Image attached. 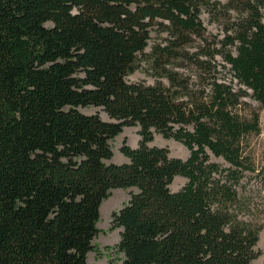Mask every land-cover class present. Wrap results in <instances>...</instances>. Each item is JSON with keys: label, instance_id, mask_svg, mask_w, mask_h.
Here are the masks:
<instances>
[{"label": "trees", "instance_id": "1", "mask_svg": "<svg viewBox=\"0 0 264 264\" xmlns=\"http://www.w3.org/2000/svg\"><path fill=\"white\" fill-rule=\"evenodd\" d=\"M153 26L166 36L145 52ZM216 54L264 105V0H0V264H89L115 188L136 190L111 213L122 256L109 264H252L260 228L240 215L239 187L258 115L214 78ZM142 61L154 82H126ZM123 126L140 139L116 164ZM155 135L188 156L149 145Z\"/></svg>", "mask_w": 264, "mask_h": 264}, {"label": "rangeland", "instance_id": "2", "mask_svg": "<svg viewBox=\"0 0 264 264\" xmlns=\"http://www.w3.org/2000/svg\"><path fill=\"white\" fill-rule=\"evenodd\" d=\"M221 2L225 0H219ZM235 14L234 12L232 13ZM203 26L205 27V35L216 36V39H219L223 36L224 31L220 25L216 23L209 22L207 20L206 12L200 15ZM157 26H153L150 29V38L148 40L149 47L145 49V52L150 50V46L153 45L155 41H159V36H166L165 31L157 33ZM196 43L190 47L194 50ZM215 68L212 74L217 81L226 82L231 85L234 91H239L243 89L247 92L246 95H241L239 98L243 105L241 108H238L240 114L249 118L250 114L253 112L257 113L258 118V132L251 134L249 136L250 145L248 150L251 154V159L253 163L254 170L250 173H245L241 178V187H239L240 192L244 191V196L248 201L247 212L240 214L242 218L251 220L256 223L259 230V237L257 244L255 246L256 257L252 261V264H264V238H262L264 233V105H260L256 102L251 96V90L246 88L243 84L238 83L237 80H234L233 74L229 71L228 64L222 59V56L219 54L215 55L214 58ZM145 65L143 61L141 65L133 73L125 76V80L128 83L141 81L147 84H152L154 78L149 75L145 70ZM184 71H187V68H183ZM191 80H196L195 73H191ZM166 83V81H164ZM209 86L206 87L208 92ZM84 114H94L97 113L102 119H107L106 115H103L101 108L94 107H85L78 108ZM124 133L123 136H121ZM138 127L136 126H123L121 132L116 135L113 139L109 141L112 150L111 162L120 164L127 161L119 148L124 144L129 147H136L139 141ZM149 145H156L160 147H165L168 151V154L172 157H179L185 159L189 152L182 144L174 140L164 139L160 135H155L153 140L148 143ZM171 144H175L171 146ZM210 160L217 163L219 168L223 171L229 167V164L221 157H215L209 155ZM186 179L181 176H176L172 182L169 184V188L172 191L180 189ZM134 188L121 189L115 188L109 191L108 197L101 202V205L109 201L112 198H116V205L112 208L106 207L101 213L99 209V219L96 224L97 233L92 240L94 250L90 251L87 255V262L89 264H109L111 262L118 261L119 257L122 256L121 253H118L116 245L120 239L121 228L113 225L111 221V213L117 211L118 208L122 207L124 203L129 198L130 191H134Z\"/></svg>", "mask_w": 264, "mask_h": 264}, {"label": "bare ground", "instance_id": "3", "mask_svg": "<svg viewBox=\"0 0 264 264\" xmlns=\"http://www.w3.org/2000/svg\"><path fill=\"white\" fill-rule=\"evenodd\" d=\"M123 135H124V133H123L121 136H123ZM174 145H175V144H171V146H174ZM117 201H118V200H117ZM117 201H116V198H112V199H110L109 201H107V202H105L104 204H102V205L100 206V211H101V213L103 212L104 208H106V207H110V208H112L113 206H115L116 203H117ZM262 238H264V233H263Z\"/></svg>", "mask_w": 264, "mask_h": 264}, {"label": "built area", "instance_id": "4", "mask_svg": "<svg viewBox=\"0 0 264 264\" xmlns=\"http://www.w3.org/2000/svg\"><path fill=\"white\" fill-rule=\"evenodd\" d=\"M204 12H202L201 14H203ZM200 14V15H201ZM206 15H207V13H206ZM200 17V16H199ZM149 46H147L145 49H147ZM234 80H236L235 78H234ZM218 82H220V81H218ZM222 83H225V84H227L226 82H222Z\"/></svg>", "mask_w": 264, "mask_h": 264}, {"label": "water", "instance_id": "5", "mask_svg": "<svg viewBox=\"0 0 264 264\" xmlns=\"http://www.w3.org/2000/svg\"><path fill=\"white\" fill-rule=\"evenodd\" d=\"M135 190H136V188H134ZM121 209V207L120 208H118V210L117 211H119Z\"/></svg>", "mask_w": 264, "mask_h": 264}]
</instances>
